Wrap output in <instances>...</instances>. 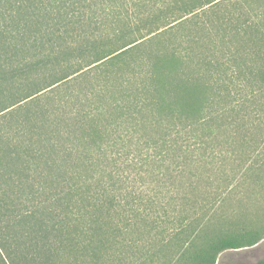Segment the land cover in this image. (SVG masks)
Returning a JSON list of instances; mask_svg holds the SVG:
<instances>
[{
  "label": "trees",
  "instance_id": "obj_1",
  "mask_svg": "<svg viewBox=\"0 0 264 264\" xmlns=\"http://www.w3.org/2000/svg\"><path fill=\"white\" fill-rule=\"evenodd\" d=\"M263 239L264 0H0V264Z\"/></svg>",
  "mask_w": 264,
  "mask_h": 264
},
{
  "label": "rangeland",
  "instance_id": "obj_2",
  "mask_svg": "<svg viewBox=\"0 0 264 264\" xmlns=\"http://www.w3.org/2000/svg\"><path fill=\"white\" fill-rule=\"evenodd\" d=\"M262 259H264V239L251 248L222 253L217 259V264H222V261L224 264H251Z\"/></svg>",
  "mask_w": 264,
  "mask_h": 264
},
{
  "label": "snow or ice",
  "instance_id": "obj_3",
  "mask_svg": "<svg viewBox=\"0 0 264 264\" xmlns=\"http://www.w3.org/2000/svg\"><path fill=\"white\" fill-rule=\"evenodd\" d=\"M222 264H224V262L222 261Z\"/></svg>",
  "mask_w": 264,
  "mask_h": 264
}]
</instances>
